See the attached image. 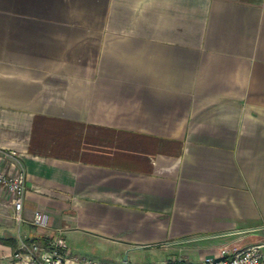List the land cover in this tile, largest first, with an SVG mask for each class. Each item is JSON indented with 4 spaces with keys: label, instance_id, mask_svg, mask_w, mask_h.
Returning a JSON list of instances; mask_svg holds the SVG:
<instances>
[{
    "label": "crops",
    "instance_id": "0c3cea01",
    "mask_svg": "<svg viewBox=\"0 0 264 264\" xmlns=\"http://www.w3.org/2000/svg\"><path fill=\"white\" fill-rule=\"evenodd\" d=\"M0 165V264L56 231L100 264L264 260V0H0Z\"/></svg>",
    "mask_w": 264,
    "mask_h": 264
},
{
    "label": "built area",
    "instance_id": "2783aa9c",
    "mask_svg": "<svg viewBox=\"0 0 264 264\" xmlns=\"http://www.w3.org/2000/svg\"><path fill=\"white\" fill-rule=\"evenodd\" d=\"M0 190L8 193L9 203L13 210L12 218L20 223L23 220L21 210L26 192L25 171L18 169L10 172L0 165ZM31 222L35 228L45 230L48 216L36 210L33 212ZM262 228L264 229V225ZM260 248V244H253L242 249H237L235 246L229 248L224 245L218 249L216 254L204 256L198 262L169 257L163 264H264ZM11 261L13 264H100L92 258L68 255L67 244L60 231L53 232L41 241L21 238L11 253Z\"/></svg>",
    "mask_w": 264,
    "mask_h": 264
},
{
    "label": "rangeland",
    "instance_id": "374dc122",
    "mask_svg": "<svg viewBox=\"0 0 264 264\" xmlns=\"http://www.w3.org/2000/svg\"><path fill=\"white\" fill-rule=\"evenodd\" d=\"M190 247L194 248L195 244H191ZM204 248H205V246L202 247V249H204ZM189 250L190 249H186V251L184 252V255L188 256L187 258L183 257V254H182L183 252H180L181 256H177L178 253H173L172 255H174V258L175 257L181 258V259L183 258L188 262H198L201 259H203L204 255H205V251L202 252L199 250H192V251H189ZM123 256H126V260H119L118 261V257H117V258H115V261H118V262H114L111 264H145V263L163 264L162 262L165 259V254H163L162 252H160L156 255H152V254H149L147 252L141 251V252L135 253L134 255H132L131 253L128 255H127V253H124ZM112 259H114V258H112Z\"/></svg>",
    "mask_w": 264,
    "mask_h": 264
}]
</instances>
